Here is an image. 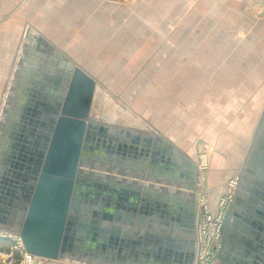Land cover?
Listing matches in <instances>:
<instances>
[{
	"label": "rangeland",
	"instance_id": "1",
	"mask_svg": "<svg viewBox=\"0 0 264 264\" xmlns=\"http://www.w3.org/2000/svg\"><path fill=\"white\" fill-rule=\"evenodd\" d=\"M129 1L106 0L110 14L92 16L87 15V0H0V123L25 50L35 43L36 51L50 59L51 72H57L54 105L65 95L72 68H81L93 80L91 117L148 127L190 153L197 167L194 194L203 196L216 213L220 199L227 196V182L233 177L239 181L222 152H241L260 127L264 0L248 1L243 8L247 18L227 7V1L216 8L215 1L208 0L186 17L158 15L152 1L138 15ZM57 58L63 59L64 68L57 67ZM35 99L10 132L19 141L31 129L29 124L43 130L48 123L43 112L38 115L39 96ZM89 129L92 144L104 142L105 131L119 134L93 121ZM116 149L120 155L132 145L118 144ZM223 163L225 175L216 170ZM83 167L86 170L88 163ZM215 257L200 263L195 251L194 260L210 264ZM48 264L88 263L60 258Z\"/></svg>",
	"mask_w": 264,
	"mask_h": 264
},
{
	"label": "crops",
	"instance_id": "2",
	"mask_svg": "<svg viewBox=\"0 0 264 264\" xmlns=\"http://www.w3.org/2000/svg\"><path fill=\"white\" fill-rule=\"evenodd\" d=\"M87 1V15H106L111 9L106 0ZM149 1L159 10L156 14L172 17L196 14L208 2L130 0L128 6L135 7V14L143 15L142 8ZM212 1L216 8H223L227 1V7L247 18L243 8L249 0ZM26 54L18 74L21 80L16 81L17 89L12 100H7L0 123V229L13 230L21 219L17 213L24 203L22 180L13 185L9 182L16 174L29 173L28 159L34 142L40 138L38 127L30 124L31 129L23 132V141L10 136V132L19 126L21 114L35 97L39 96L36 107L41 115L59 93L54 84L57 72H51L50 59L36 51L35 43ZM56 60L57 67L64 68L63 59ZM90 106L91 100L89 110ZM91 118L119 134L105 131L104 142L88 143L86 181L75 205L77 226L67 258L88 264H194L198 204L191 154L148 127ZM118 144L132 145V149L118 155ZM222 155L237 170L239 181L222 228L220 248L210 264H264V120L241 152L226 151ZM220 168L216 170L225 175V164Z\"/></svg>",
	"mask_w": 264,
	"mask_h": 264
},
{
	"label": "water",
	"instance_id": "3",
	"mask_svg": "<svg viewBox=\"0 0 264 264\" xmlns=\"http://www.w3.org/2000/svg\"><path fill=\"white\" fill-rule=\"evenodd\" d=\"M92 92L93 80L74 66L63 99L60 103L57 101L55 107L49 106L42 115L48 123L38 133L42 140L37 150L32 147V156L28 159L27 196L17 213L21 219L16 224L30 253L57 260L69 257L68 253L72 252V237L77 226L73 213L86 181L87 171L82 166L87 164L88 158ZM263 120L264 109L260 125Z\"/></svg>",
	"mask_w": 264,
	"mask_h": 264
},
{
	"label": "built area",
	"instance_id": "4",
	"mask_svg": "<svg viewBox=\"0 0 264 264\" xmlns=\"http://www.w3.org/2000/svg\"><path fill=\"white\" fill-rule=\"evenodd\" d=\"M236 184V177L227 182V196L220 199L216 213L212 212L204 203L203 196H197L198 215L195 224V249L196 258L200 263H207L217 255L221 243L224 211L233 198ZM50 261L54 260L28 252L17 228L0 230V264H48ZM194 264H197V261Z\"/></svg>",
	"mask_w": 264,
	"mask_h": 264
},
{
	"label": "flooded vegetation",
	"instance_id": "5",
	"mask_svg": "<svg viewBox=\"0 0 264 264\" xmlns=\"http://www.w3.org/2000/svg\"><path fill=\"white\" fill-rule=\"evenodd\" d=\"M50 106H51V107H55L54 104H51ZM39 132H42V131L39 130ZM37 136H38V135H37ZM37 139H38V140H37ZM37 139H36V140H37L38 143H37V145H35V146H37V147H34V149L36 148L35 150L38 149V144L41 142L42 138L40 137V138H37ZM35 152H36V151H35ZM28 172H29V171H28ZM29 174H30V172L27 173V174L24 175V176H23V175H20V174H19V176H18L19 178H22V180H24V181H23L24 183L20 181V183H21L20 187H21V188H24V190H25V192L22 194V199L25 198V196H27V192H26V191H27V189H28L27 186H28V184H29V183H28V182H29ZM13 177H14V176H13ZM13 177L11 178L10 184L13 185L14 182H18V183H19V179H18V177H14V178H13ZM15 178H17V179H15ZM23 200H24V199H23ZM73 216H74L75 218H77V216L75 215V213H73Z\"/></svg>",
	"mask_w": 264,
	"mask_h": 264
},
{
	"label": "bare ground",
	"instance_id": "6",
	"mask_svg": "<svg viewBox=\"0 0 264 264\" xmlns=\"http://www.w3.org/2000/svg\"><path fill=\"white\" fill-rule=\"evenodd\" d=\"M25 53H26V50H25ZM26 55H27V54H26ZM25 58H26V57H24L23 60H24ZM26 62H27V61H26ZM26 62H25V63H26ZM21 69H22V68L20 67V70H19L18 74L21 72ZM16 79H17V81H18V79H19L18 82H20V80H21V78H20L19 75H17ZM18 82H17V83H18ZM16 87H17V84L13 85V87H12V89H11L10 97H9V100H10V101L12 100V95H13V93L15 92V89H17ZM61 96H62V95H61ZM19 98H20V97H19ZM9 100H8V102H10ZM6 102H7V101H6ZM9 104H10V103H9ZM8 107H9V105H8ZM6 109L8 110V108H6ZM6 112H8V111H6Z\"/></svg>",
	"mask_w": 264,
	"mask_h": 264
}]
</instances>
